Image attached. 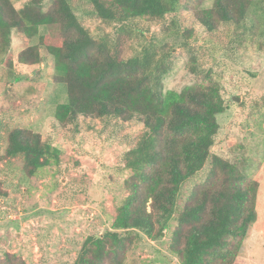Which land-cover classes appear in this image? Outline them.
I'll return each mask as SVG.
<instances>
[{
  "label": "trees",
  "instance_id": "trees-1",
  "mask_svg": "<svg viewBox=\"0 0 264 264\" xmlns=\"http://www.w3.org/2000/svg\"><path fill=\"white\" fill-rule=\"evenodd\" d=\"M94 11L111 30L96 36L78 18L69 0H29L17 9L0 0V53L13 30L38 37L18 54L22 64H39L41 47L54 57L55 78L66 84L67 101L58 105L55 124L77 127L80 119L141 123L143 131L124 153L130 177L127 194L117 205L112 229L89 236L73 264H123L131 231L158 238L171 230L168 249L182 264H241L237 257L257 218L259 182L230 162L211 155L218 130L217 115L227 101L211 79L180 92H164L163 81L173 67V48L145 40L137 53L123 56V45L134 38L140 18L166 20L182 0H91ZM264 0H215L213 7L194 12L209 32L233 26L243 35L264 24L258 14ZM258 8V9H257ZM190 9V8H187ZM42 29L49 32H43ZM195 74L199 72L191 66ZM5 158L22 157L24 174L35 176L58 164L59 148L28 128L7 131ZM209 163L205 180L192 189L176 214L183 185ZM0 264H29L5 252Z\"/></svg>",
  "mask_w": 264,
  "mask_h": 264
},
{
  "label": "rangeland",
  "instance_id": "rangeland-1",
  "mask_svg": "<svg viewBox=\"0 0 264 264\" xmlns=\"http://www.w3.org/2000/svg\"><path fill=\"white\" fill-rule=\"evenodd\" d=\"M28 1L12 0L17 9ZM51 1L45 0L46 6ZM69 1L96 36L112 29L98 17L91 0ZM214 3L182 0L165 21L136 20L135 37L123 45V56L134 55L151 40L173 48V67L163 81L165 93L180 92L206 79L219 87L228 106L217 115L211 155L259 182L257 218L237 259L241 264H264V24L248 36L226 25L209 32L193 14ZM261 6L257 9L264 22V2ZM49 31L52 34L42 29ZM37 43L38 37L27 38L13 30L9 48L0 53V258L13 252L29 264H73L89 236L112 229L118 202L127 194L124 182L131 174L123 155L136 143L143 126L92 118L80 119L77 130L55 124L58 105L67 101V87L55 78L54 57L41 47L39 64L18 61L23 49ZM13 127L38 132L58 147L59 163L27 177L22 157L4 156L7 131ZM208 166L183 185L176 214L189 201L192 189L203 183ZM175 225L172 220L171 228L158 238L131 231L133 241L123 264H182L168 249Z\"/></svg>",
  "mask_w": 264,
  "mask_h": 264
},
{
  "label": "water",
  "instance_id": "water-1",
  "mask_svg": "<svg viewBox=\"0 0 264 264\" xmlns=\"http://www.w3.org/2000/svg\"><path fill=\"white\" fill-rule=\"evenodd\" d=\"M238 99V98H237Z\"/></svg>",
  "mask_w": 264,
  "mask_h": 264
}]
</instances>
